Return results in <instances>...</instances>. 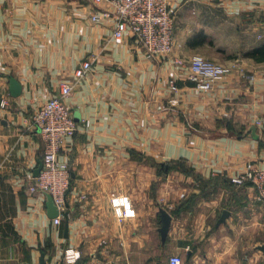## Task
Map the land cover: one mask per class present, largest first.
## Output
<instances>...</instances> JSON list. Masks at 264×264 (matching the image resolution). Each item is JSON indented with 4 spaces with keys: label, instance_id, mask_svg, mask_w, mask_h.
Returning <instances> with one entry per match:
<instances>
[{
    "label": "crops",
    "instance_id": "0c3cea01",
    "mask_svg": "<svg viewBox=\"0 0 264 264\" xmlns=\"http://www.w3.org/2000/svg\"><path fill=\"white\" fill-rule=\"evenodd\" d=\"M170 4L174 50L151 59L132 33L113 39L112 21L92 22V0H0V264H168L172 254L264 264V201L232 181L264 162V60L247 55L264 44V0ZM194 55L233 69L199 90L189 64L175 62ZM66 80L78 127L62 152L72 183L56 224L48 195L30 189L44 153L32 114ZM125 197L134 215L118 213ZM161 208L172 215L165 242Z\"/></svg>",
    "mask_w": 264,
    "mask_h": 264
},
{
    "label": "built area",
    "instance_id": "2783aa9c",
    "mask_svg": "<svg viewBox=\"0 0 264 264\" xmlns=\"http://www.w3.org/2000/svg\"><path fill=\"white\" fill-rule=\"evenodd\" d=\"M95 9L89 14L90 20L100 24L106 21L113 22V39H122L132 33L146 55L155 59L158 56H167L173 52L176 32V10L171 6L170 0H92ZM95 56L85 58L75 69L76 79L85 77L92 69ZM176 64H189L190 79L197 89L209 91L215 84L222 81L231 73L233 66L220 63L204 57L194 55L190 58L178 57ZM252 78L253 75L245 74ZM75 83L63 81L59 93L48 98L32 114V120L44 139L43 167L39 175L31 184V190L50 194L59 209L54 218L56 224L62 221L66 210L67 194L71 188L72 172L67 159L62 158L67 139L77 130V120L72 106L67 98L72 94ZM170 85L178 89L175 80ZM171 106L179 105L178 98L170 100ZM6 104V99L1 102ZM258 124L262 122L257 120ZM237 186L252 185L256 191L257 199L264 201V162H255L240 169L232 176ZM114 203L120 215H134L127 197L115 198ZM80 253H75L70 259L76 262ZM182 257L172 254L168 264H181Z\"/></svg>",
    "mask_w": 264,
    "mask_h": 264
},
{
    "label": "water",
    "instance_id": "95a60500",
    "mask_svg": "<svg viewBox=\"0 0 264 264\" xmlns=\"http://www.w3.org/2000/svg\"><path fill=\"white\" fill-rule=\"evenodd\" d=\"M10 82H11V93L13 95H19L22 91L21 84L15 78H11ZM42 167H43V160L39 159V165L34 169L35 176L39 175ZM47 195H48V206L51 211V214L52 216L56 217L59 214V209L54 203L53 197L50 194ZM160 211H161V227L159 231L161 233L162 241L165 242L169 233V229L171 227L172 215L164 208H161ZM229 215H230V211L228 209H225L219 219V223L225 221ZM259 248L264 250V245H260Z\"/></svg>",
    "mask_w": 264,
    "mask_h": 264
},
{
    "label": "trees",
    "instance_id": "16d2710c",
    "mask_svg": "<svg viewBox=\"0 0 264 264\" xmlns=\"http://www.w3.org/2000/svg\"><path fill=\"white\" fill-rule=\"evenodd\" d=\"M247 55L255 57L258 60H264V44L249 51Z\"/></svg>",
    "mask_w": 264,
    "mask_h": 264
},
{
    "label": "rangeland",
    "instance_id": "374dc122",
    "mask_svg": "<svg viewBox=\"0 0 264 264\" xmlns=\"http://www.w3.org/2000/svg\"><path fill=\"white\" fill-rule=\"evenodd\" d=\"M195 36H196V35H193V36L190 38V40H191V41H196V40H198V38H195ZM190 40H189V41H190ZM200 44H204V43H201V42H200ZM167 256H168V255H167ZM167 256H166V257H167Z\"/></svg>",
    "mask_w": 264,
    "mask_h": 264
}]
</instances>
